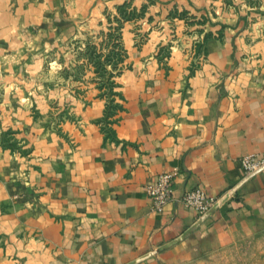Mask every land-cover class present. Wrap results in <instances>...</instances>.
Returning a JSON list of instances; mask_svg holds the SVG:
<instances>
[{
    "label": "crops",
    "instance_id": "1",
    "mask_svg": "<svg viewBox=\"0 0 264 264\" xmlns=\"http://www.w3.org/2000/svg\"><path fill=\"white\" fill-rule=\"evenodd\" d=\"M259 7L204 27L200 64L158 62L155 44L123 34L129 69L105 122L92 72L73 82L37 72L95 25L97 8L85 22L82 0L69 19L45 6L0 19V264H194L263 230L264 169L247 178L239 163L264 160ZM160 174H174L173 200L194 189L225 200L204 219L175 200L157 214L146 188Z\"/></svg>",
    "mask_w": 264,
    "mask_h": 264
},
{
    "label": "rangeland",
    "instance_id": "2",
    "mask_svg": "<svg viewBox=\"0 0 264 264\" xmlns=\"http://www.w3.org/2000/svg\"><path fill=\"white\" fill-rule=\"evenodd\" d=\"M82 1L87 12L82 21H87L96 8L93 14L100 16L99 20L88 26L82 22L80 34L68 42L64 51L52 56L54 67H42L37 72L44 73L46 78L49 73L55 77L59 75L64 82L79 81L87 72H92L97 78L99 96L105 102L103 122L116 107L113 102L106 101L108 95H115L114 80L129 69L124 65L128 54L123 34L129 33L131 45L136 48L155 44L154 59L158 62H167L174 53L181 54L192 65L200 64L205 60L202 44L209 36L204 33V27L217 22L230 27L235 16L246 8L262 7V0H204L207 3L195 4V9L162 5L159 0H96L93 4V0ZM72 3L74 0H0V19L29 14L34 7L41 11L43 6L52 11L60 10L69 19L66 9ZM12 28L9 33L13 32ZM194 264H264V229Z\"/></svg>",
    "mask_w": 264,
    "mask_h": 264
},
{
    "label": "built area",
    "instance_id": "3",
    "mask_svg": "<svg viewBox=\"0 0 264 264\" xmlns=\"http://www.w3.org/2000/svg\"><path fill=\"white\" fill-rule=\"evenodd\" d=\"M239 163L245 177L258 172L264 167V160L255 155L244 156L239 160ZM173 180L174 174H160L156 182L146 188V194L151 200L153 212L161 214L164 206L175 200L186 209L192 210L202 217L219 202L217 199L208 197L199 189L186 191L178 199L173 200Z\"/></svg>",
    "mask_w": 264,
    "mask_h": 264
},
{
    "label": "water",
    "instance_id": "4",
    "mask_svg": "<svg viewBox=\"0 0 264 264\" xmlns=\"http://www.w3.org/2000/svg\"><path fill=\"white\" fill-rule=\"evenodd\" d=\"M264 169V167H262L260 170H258V172L262 171ZM257 173V172H256ZM254 174L248 176L247 178L252 177ZM225 198H223L220 202H218L213 208H211L203 217L202 219H204L205 217L209 216L211 213H213L223 202H224Z\"/></svg>",
    "mask_w": 264,
    "mask_h": 264
}]
</instances>
